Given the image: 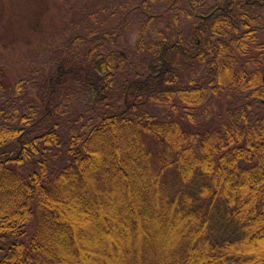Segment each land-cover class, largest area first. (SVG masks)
Listing matches in <instances>:
<instances>
[{
    "label": "trees",
    "instance_id": "obj_1",
    "mask_svg": "<svg viewBox=\"0 0 264 264\" xmlns=\"http://www.w3.org/2000/svg\"><path fill=\"white\" fill-rule=\"evenodd\" d=\"M63 2L0 60V264H264V0Z\"/></svg>",
    "mask_w": 264,
    "mask_h": 264
},
{
    "label": "rangeland",
    "instance_id": "obj_2",
    "mask_svg": "<svg viewBox=\"0 0 264 264\" xmlns=\"http://www.w3.org/2000/svg\"><path fill=\"white\" fill-rule=\"evenodd\" d=\"M63 1L0 0V60L1 57L8 59L10 50H14L15 47L25 46L27 49L34 38H44L55 32L64 22ZM126 34L130 41L135 42L139 34L138 27L132 26ZM13 76V72L9 74L10 79H14ZM151 109L160 117H166L168 114L167 109L157 105H152ZM259 109L264 112L263 106ZM207 110H210L214 120H218L225 114L226 106L215 98ZM199 119L201 123L206 121Z\"/></svg>",
    "mask_w": 264,
    "mask_h": 264
}]
</instances>
